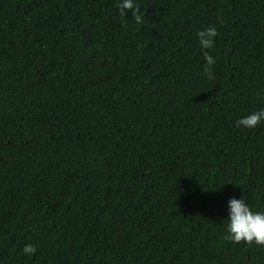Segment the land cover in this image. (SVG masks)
<instances>
[{
    "label": "trees",
    "instance_id": "1",
    "mask_svg": "<svg viewBox=\"0 0 264 264\" xmlns=\"http://www.w3.org/2000/svg\"><path fill=\"white\" fill-rule=\"evenodd\" d=\"M117 2L0 0V264H264V0Z\"/></svg>",
    "mask_w": 264,
    "mask_h": 264
},
{
    "label": "clouds",
    "instance_id": "2",
    "mask_svg": "<svg viewBox=\"0 0 264 264\" xmlns=\"http://www.w3.org/2000/svg\"><path fill=\"white\" fill-rule=\"evenodd\" d=\"M117 7L122 11L132 10L135 20L139 23L142 17L137 14L138 5L135 0H118ZM199 41V47L203 53L204 65L203 73L208 79L213 75L210 71L215 63V57L209 53V49L214 46L217 36V29L214 26L205 27L196 33ZM264 120V108L253 111L235 121L237 127L246 129L255 128ZM227 217L224 219L225 235L224 239L233 243L244 241L246 243H255L264 245V211L253 210L245 201L244 197H231L227 201ZM37 248L34 244H25L22 253L32 256Z\"/></svg>",
    "mask_w": 264,
    "mask_h": 264
}]
</instances>
